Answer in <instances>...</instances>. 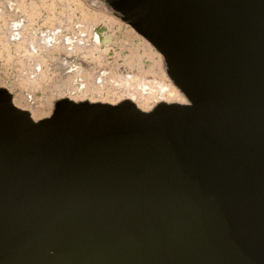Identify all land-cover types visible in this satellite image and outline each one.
<instances>
[{
  "label": "water",
  "instance_id": "water-1",
  "mask_svg": "<svg viewBox=\"0 0 264 264\" xmlns=\"http://www.w3.org/2000/svg\"><path fill=\"white\" fill-rule=\"evenodd\" d=\"M185 104L0 88V264H264V0H105Z\"/></svg>",
  "mask_w": 264,
  "mask_h": 264
},
{
  "label": "bare ground",
  "instance_id": "bare-ground-1",
  "mask_svg": "<svg viewBox=\"0 0 264 264\" xmlns=\"http://www.w3.org/2000/svg\"><path fill=\"white\" fill-rule=\"evenodd\" d=\"M7 2L10 8L9 11H11L7 15L17 12V9L19 11L22 9L19 5L12 4L10 0ZM52 3L50 2V4ZM32 6L34 8L31 7L33 9L31 16H37V5ZM7 15L0 13L1 60L12 63L21 60L19 62L22 65L24 64L22 61L25 60L24 65L28 69L34 66L35 70H32L34 72H42V64H51L62 75H69L66 83L70 82L72 86L70 88L68 87L69 85L64 87V93L70 96L69 100L74 97V100L77 98L83 101L109 102L112 104L129 100L144 111L151 110L153 106L161 102L186 103L183 95L174 87L172 82L168 81L169 79L167 80V76H165L163 71L164 67L162 68L161 65L162 60L158 56L159 54H156L154 49L147 44L148 42L138 37L133 31L127 32V30H122L116 36L114 33H116L118 27L115 28L114 24L108 21L105 22L98 17L82 16V20L87 21V23H94L90 31L88 29L87 31L79 29L77 27L79 25H75L77 28L65 29L49 27L35 29L27 34L28 36H23V32H21V29H23V24L21 25L22 21H6ZM55 19L61 23L68 21L67 17L63 19L55 16L52 12L50 17L47 18V21L53 22ZM78 19L76 23H79ZM124 42L128 43L127 46L123 45ZM112 43L117 48L114 47L116 49L110 51L109 47H111ZM114 54H117V56ZM72 58H74L73 61H71ZM84 62L94 63V65L90 68V65H85L86 63ZM31 63L33 65L29 67L28 65ZM107 64H110L109 69H106V66L104 67ZM122 67H125L124 71ZM52 76V74H46L43 77L48 81ZM34 78H30L29 76L27 81L24 80L25 86H30L29 84L32 81L35 83L32 80ZM45 83L47 82L45 81ZM28 86L26 87L27 89L29 88ZM27 97L29 98V96ZM18 102L21 103L20 105L24 109H30L32 117L35 120L40 116L39 112L43 110L35 108L34 105H29L27 102H22V100L20 101V98L19 100L16 99L14 104L16 105ZM28 102L31 103L30 101Z\"/></svg>",
  "mask_w": 264,
  "mask_h": 264
},
{
  "label": "rangeland",
  "instance_id": "rangeland-1",
  "mask_svg": "<svg viewBox=\"0 0 264 264\" xmlns=\"http://www.w3.org/2000/svg\"><path fill=\"white\" fill-rule=\"evenodd\" d=\"M7 1L8 0H0V13H2L4 15H7L8 12H11V11H9L10 8H9V4L7 5V3H8ZM34 1H35V3H34ZM49 1L53 2L52 4H55V5L50 4ZM10 2L12 4L19 5L20 8H22V9H20V11L17 9L16 10L17 12H13V13H10V15H7L6 21H9V20L10 21H17V20L20 21L21 20L22 21L21 25L23 24V27H22L23 29H21V32H23L22 33L23 36H28L27 34H29L32 30H35V29H40V28L44 29V28H49V27L71 29V28L75 27V25L76 26L79 25L80 27L77 26L79 29L86 30V31L88 29V31H90V29L92 28V24H94V23H89V22L87 23V21L82 20L83 19L82 16L98 17V18H101L102 20H104L105 22L108 21L109 23L114 24L115 28L118 27L116 29V33H114V35L116 34V36H117V33L119 31H122V30L123 31L127 30V32L133 31L126 23L122 22L115 13H113L111 10H109L107 8V6L105 4V0H60V1H58V0H52V1L51 0H10ZM32 5H35V6L37 5L36 6V10L38 9L37 10V16H31V12L33 10L32 8H34V6H32ZM23 7H25V8H23ZM12 8H14V7H12ZM51 12L54 13L55 16L63 18V19H65L67 17V20L69 22L67 21V22L61 23L57 19H55V21H53V22L47 21V18H49L51 15ZM62 16H64V17H62ZM69 18H71L72 21L69 20ZM11 19H13V20H11ZM77 19L79 20V23H76ZM45 26H47V27H45ZM77 27H75V28H77ZM30 28H31V30H30ZM136 35L138 37L142 38L138 34H136ZM145 42H147V41H145ZM127 44H128L127 42L126 43L124 42L123 45L127 46ZM147 44L150 45L149 43H147ZM114 47L117 48V46H115V44L112 43L111 47H109V50L110 51L115 50L116 48H114ZM150 47H152V46L150 45ZM152 49H154V48L152 47ZM155 53L157 54L156 51H155ZM115 56H117V54ZM158 56L162 60L161 65L163 68L164 67L163 59H162L160 54ZM0 57H1V55H0ZM17 60H18V58H17ZM73 60H74V58H72L71 61H73ZM19 61H21V60H19ZM19 61L18 62L15 61L12 63L9 61H7V62L3 61L0 58V88H5L11 94H13V98H14L13 100L14 101H16V99L19 100V98H20V101L22 100V102L24 101V102H27V104H29V105L30 104L34 105L35 108H38L41 110L43 109L41 112H39V115L41 117L38 116L36 120H39V119H42V118L49 116L51 114L52 109H53V104L57 100L63 99L65 97H66V99H69V97H70L69 94L64 93V87L65 86L69 85L68 86L69 88H70V86H72L70 82H69L70 84L66 83L68 81L67 78L69 77V75H66V74L62 75L61 72L57 71L56 67L51 66V64H48V63H47V65L42 64V69H43L42 72H39V71L34 72L32 70L33 69L35 70V67L33 66L34 67L33 68L31 66V65H33V63L28 65L29 67L30 66L32 67V68L30 67L28 69V67H26L24 65L25 60L22 61L24 63L23 65ZM26 63H27V61H26ZM84 63H86L85 65H88V66L90 65V68H92V66L94 65V63H90V62H84ZM109 65L110 64L104 65V67L106 66L105 68L109 69ZM124 68L125 67H122L123 71L125 70ZM27 69H28V71H27ZM163 71L165 73V76H167L165 67L163 68ZM42 73L45 75L46 74L47 75L52 74L53 76L51 79H49L47 81L45 79V77H43L45 75H43ZM30 74H32V75H30ZM29 76H30V78L35 77L34 79H32V80H34L35 83H33V81L31 80L32 83L29 84L30 86L27 85L29 88H31V86H32L31 89H29V88L27 89L26 88L27 86H25V81L28 80ZM22 78H24V79H22ZM43 78H44V80L42 81ZM166 78H167V80L169 79L168 76ZM45 81L47 83H45ZM168 81H170V80H168ZM40 84H41V87H40ZM42 86H44V87H42ZM34 87H36V88H34ZM73 87H74V85H73ZM26 95L29 96V98ZM31 97H32V99H31ZM73 98L74 97H72V99H71L72 101H83L82 99L75 98V100H74ZM112 98H115V97H112ZM28 101H30L31 103H29ZM103 103H105V102H103ZM117 103H119V102H117ZM20 104L21 103L18 102V104H16L17 107L24 109ZM115 104H116V102H115ZM24 110H27L30 112V109L28 110L25 108ZM42 112H43V114H42Z\"/></svg>",
  "mask_w": 264,
  "mask_h": 264
}]
</instances>
